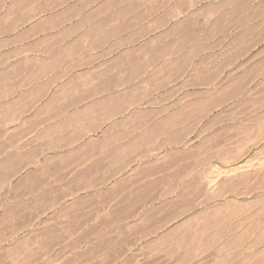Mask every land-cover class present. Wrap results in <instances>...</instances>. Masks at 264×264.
Wrapping results in <instances>:
<instances>
[{
	"label": "rangeland",
	"instance_id": "1",
	"mask_svg": "<svg viewBox=\"0 0 264 264\" xmlns=\"http://www.w3.org/2000/svg\"><path fill=\"white\" fill-rule=\"evenodd\" d=\"M257 22L264 0H136L134 37L104 83L85 86L104 95L111 144L72 182L86 186L75 205L87 228L24 229L0 264H208L239 239L264 250V69L239 67L257 38L239 32ZM63 185L25 184L11 207L51 210Z\"/></svg>",
	"mask_w": 264,
	"mask_h": 264
},
{
	"label": "crops",
	"instance_id": "2",
	"mask_svg": "<svg viewBox=\"0 0 264 264\" xmlns=\"http://www.w3.org/2000/svg\"><path fill=\"white\" fill-rule=\"evenodd\" d=\"M135 20L136 0H0V196L9 205L0 213V245L29 228H72L66 223L73 221L87 228L86 204L75 205L86 186L73 189L72 182H86L88 166L102 164L111 144L104 140V95L85 86L104 83L121 37L135 35ZM259 28L264 23L239 32L241 44L257 37L245 40L256 49L240 69H264ZM115 78L119 84L118 72ZM216 174L211 181L223 173ZM31 182H64L62 199L24 217L11 206L30 195L23 188ZM235 241L233 253L208 264H264L261 244Z\"/></svg>",
	"mask_w": 264,
	"mask_h": 264
},
{
	"label": "bare ground",
	"instance_id": "3",
	"mask_svg": "<svg viewBox=\"0 0 264 264\" xmlns=\"http://www.w3.org/2000/svg\"><path fill=\"white\" fill-rule=\"evenodd\" d=\"M215 172H217V174H216V176H219L221 173H223L224 174V172H222V171H219V169H218V171L217 170H215ZM222 175V174H221ZM217 178V177H216ZM212 183H214V182H212ZM211 184V183H210Z\"/></svg>",
	"mask_w": 264,
	"mask_h": 264
}]
</instances>
